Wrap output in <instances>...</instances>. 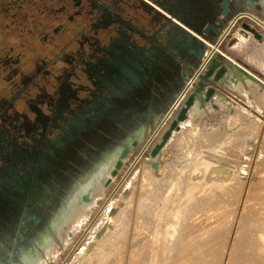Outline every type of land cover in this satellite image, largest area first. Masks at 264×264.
I'll list each match as a JSON object with an SVG mask.
<instances>
[{"label": "flooded vegetation", "instance_id": "af4514ba", "mask_svg": "<svg viewBox=\"0 0 264 264\" xmlns=\"http://www.w3.org/2000/svg\"><path fill=\"white\" fill-rule=\"evenodd\" d=\"M247 1L0 0V264L19 260L104 152L137 122L145 130L179 90L190 62L158 37V78L133 75L138 2L158 11L159 28L166 18L199 31ZM104 28L113 29L109 64L90 70L95 87L83 93V64L97 55L87 49L101 50ZM168 35L175 41L182 32ZM133 81L140 91H131Z\"/></svg>", "mask_w": 264, "mask_h": 264}, {"label": "rangeland", "instance_id": "374dc122", "mask_svg": "<svg viewBox=\"0 0 264 264\" xmlns=\"http://www.w3.org/2000/svg\"><path fill=\"white\" fill-rule=\"evenodd\" d=\"M260 3L264 6V0ZM252 24L263 40L251 37L249 32L226 50L229 55L243 58L264 81V25L253 21ZM246 79L247 104L228 109L226 118L214 116L208 125L210 134L203 159H167L158 168L147 152L125 178L129 156L122 173L114 176L109 186L102 184L105 190H100L101 198L91 199L88 210L71 224V231L54 228L66 202L58 209L53 218L55 236L45 234L38 246L23 256V264H155L158 258H170L176 253L180 257L175 264H233L241 255V246L248 243L252 229L249 217L260 206L256 198L264 189V85ZM144 138L145 135L140 140ZM198 148L199 145L194 146L189 152L183 145L181 152L193 156L199 154ZM112 157V164L108 163V171L103 174L105 179L113 176L111 171L118 154ZM79 182L68 197L76 193ZM200 210L208 215V224H215L205 249L189 246L176 251L172 248L176 242L173 235L182 234L179 231L186 226V215L192 217ZM48 237L51 239L46 240ZM26 256L32 258L26 260Z\"/></svg>", "mask_w": 264, "mask_h": 264}, {"label": "water", "instance_id": "95a60500", "mask_svg": "<svg viewBox=\"0 0 264 264\" xmlns=\"http://www.w3.org/2000/svg\"><path fill=\"white\" fill-rule=\"evenodd\" d=\"M247 5L246 8L242 9L247 16L253 17L248 10L256 12V9H258L257 14L264 21V6L260 3V0H248ZM134 11L132 35L138 47V49L132 53L135 60V70L133 74L135 79L138 80L141 76H144L146 80L152 84L158 78L160 71L158 68L160 67H158L157 64L162 66L165 57L164 54L161 55V53L156 52L154 43L155 37L161 40L164 47L175 52H183L190 64L187 66L179 90L161 110L159 116L155 117L150 114L151 119L145 130L148 131L150 129L152 134L142 145L139 153L127 170V174L147 152L151 157H156L171 137L173 131L179 130L181 128L180 123L188 118L189 109L194 104L199 108H204L208 102L213 100V96L217 92V89L224 83H229L230 80L235 79L236 76L243 80L247 76L260 85H264L262 78L248 70L239 62L234 61L226 54L227 47L231 48L237 44L238 41L237 34L228 40L223 38L224 30L230 25V21L234 17L237 18L240 14L238 13V8L234 11L226 10L220 12L213 21L202 27L199 31L190 30L186 25H181L180 23L173 22L166 18V24L164 26L160 25L159 28V22L156 20L158 11L154 7L143 4L142 2H138ZM171 28L181 31L182 36H177L175 41H170L168 34ZM244 30L250 32L251 37L253 36L259 41L263 40V35L255 26H252L248 20H243L241 22V29H239L238 33H242ZM112 32V28H104L102 30L101 50L96 49L94 45L89 46L87 49L89 55L95 53L97 55L95 58H91L89 63L83 64V66L85 65V67H83V93H89L95 87V83L90 78L91 69H95L100 65L101 72L107 70L109 64L108 58L110 57L113 45V41L111 40ZM177 47H179V50H176ZM141 49H144V52H142L143 54H141ZM120 86L123 89L125 88L124 84H120ZM130 87L132 92L141 90V86L137 81H133ZM158 101L159 98L149 101L148 110L152 112L153 107L158 105ZM177 102L181 105L179 109L175 111ZM171 115L173 116L171 117ZM167 121V126L160 133L161 127ZM140 124V122H137L131 131L125 132L114 144L113 148L117 145H121L122 149L119 159L111 172L113 176L119 175L124 167L123 159L130 155L132 148L135 150L140 144L139 138L135 136L136 131L140 128ZM159 133L160 137L157 138ZM131 136H133V139L131 143H128L126 140ZM152 143L153 145H151ZM109 183L110 181H107V184ZM97 216L90 223L88 229ZM70 254L66 259L69 258ZM18 259L20 260V258Z\"/></svg>", "mask_w": 264, "mask_h": 264}, {"label": "bare ground", "instance_id": "6f19581e", "mask_svg": "<svg viewBox=\"0 0 264 264\" xmlns=\"http://www.w3.org/2000/svg\"><path fill=\"white\" fill-rule=\"evenodd\" d=\"M255 18H256V20H257L258 23L264 25V22L262 20H260V18H258L257 16H255ZM248 34H249V32H247L246 30H244L242 32V34H240L242 36H238L237 35L238 36V40L239 41L242 40V38L243 37H247ZM246 78H249V77L246 76ZM249 79H251V78H249ZM143 135H145V130L139 129L138 131H136L135 136L139 138V141L140 142H141L140 139L143 137ZM132 139H133V136L128 137L126 141L128 143H131ZM121 149H122V146L121 145H117L114 148L109 149L105 153V155L103 156V158L100 161H98L92 168H90L85 173V175L83 177V180L87 176H88V178H86V180H84L85 182L84 181H80L79 182V185H78V190L76 191V193L70 195V197H68L65 200L66 204L63 206L62 211H61L60 215L58 216V218L56 220L57 223H55V227H54L55 229L60 226L62 228L64 227V228L68 229L69 231H71V229H72L71 228L72 227L71 224H73L74 222L78 221L80 219V217L84 214V212L88 210V207L90 206L89 202L91 201V199L92 198L96 199V197H99L100 196L99 195L100 194V190H103L104 189V188H102L103 187L102 184L104 183L106 185L107 181H112L113 178H114V176H110L107 179H105V177H103V174H105V172L108 171L106 169L108 167V163L110 164V161L109 160L113 159L112 156H114L115 154H118V158H117V160H118L119 159V156H120ZM133 149L134 148L131 149V153L130 154L133 153L132 152ZM129 156H127L126 158L123 159V161H124V167H125V159H127ZM117 160H116V162H117ZM111 164H112V162H111ZM114 167H115V165H114ZM123 168H122V170H123ZM91 173H93V174L91 175ZM126 174H125V178L127 176ZM100 198H101V196H100ZM107 200L109 201L110 200V197H108ZM107 200H106V202H107ZM256 200L258 201V203L260 204V206L256 209L255 212H252L251 215H250V217H249V221H250V223L252 225V229H251V232H250V236L247 239L248 240V243L246 245L241 246V255H240V257L238 259H234V263L233 264H264V189L262 190V192L260 193V195H258V197L256 198ZM92 201H95V200H92ZM94 203H96V202H94ZM196 212H194V213H196ZM199 212H201V213L200 214H198V213H196V214L191 213V214H194V216H192V217L188 214L191 217V220H190L191 223H190V221H187V220H189L190 217L189 216L187 217V215H186V218H187L186 221H185L186 226L182 227V229L179 231V233H182L183 236H182V234H180L179 236L177 234L176 235H173V238L176 240V242L173 243L172 248L175 249L176 251H179L178 248L183 249V248H188L189 246H195V247L201 248L203 250L205 249V246H206V243L205 242L210 237L209 232L210 233L211 232L214 233V231H212V229H215L214 228L215 227L214 226L215 224H208L210 222L208 220V218H207L208 215H206L205 213H203L201 210ZM99 214H100V212H99ZM99 214H97V215H99ZM55 215L51 218L50 225L48 226V228L46 230H44L43 232L40 233V235L36 238V240H34V242L32 243L31 246H29L28 248L24 249L21 252V254H20V260L13 261L11 264H23V262H24L23 261V256L26 253H28L31 249H33L35 246H38V242L41 239H43V236L45 234H51V235L55 236V232H54V229H53V226H54L53 218L55 217ZM94 218H93V220H94ZM184 220H185V218H184ZM184 220H183V222H184ZM89 225L85 229V231L83 233V236L88 231L87 229H88ZM119 226L117 228H119ZM103 228H105V227H103ZM133 232H135V231H133ZM135 235H136V232L134 234V237H135ZM83 236L81 238H83ZM70 237H71V235H70ZM136 237H137V235H136ZM50 239L48 237V239H46V240H50ZM118 239H120V238H118ZM80 240L77 242V244H79ZM113 241H115V240H113ZM113 243H115V242H113ZM136 244L137 243H135V245ZM158 245H159V243H158ZM154 247L156 249H159V247L157 248L155 246V244H154ZM155 248H154V250H155ZM102 249L103 248H101V250ZM134 251H135V249H134ZM156 251H158V250H156ZM153 252L155 253V251H153ZM143 253H144V251H143ZM110 255H112V254H110ZM115 255L117 256V254H115ZM141 255H143V254H141ZM31 256H33V254ZM26 257H28V258H26V260H29L30 258H32L30 256H26ZM179 257H180V255L178 253H176V254H174L170 258H165V259L158 258L157 260H159V261L157 263H155V264H175L174 261H179ZM144 258H145V256L143 257V259ZM135 261H131V262H135ZM138 261L139 260L137 259V262ZM143 261H145V260H143ZM140 262H139V264H140ZM143 263H145V262H143ZM136 264H138V263H136Z\"/></svg>", "mask_w": 264, "mask_h": 264}, {"label": "crops", "instance_id": "0c3cea01", "mask_svg": "<svg viewBox=\"0 0 264 264\" xmlns=\"http://www.w3.org/2000/svg\"><path fill=\"white\" fill-rule=\"evenodd\" d=\"M248 12L252 13L251 10H248ZM226 54L251 72L255 74L257 73L255 69L251 68L249 64L244 61L243 58L237 55L234 56L233 54ZM248 89L249 81L246 77L243 80L242 78L236 76L235 79H231L229 83L221 85L213 96V100L208 102L204 108H199L196 104H194L189 109L188 118L180 123L181 128L179 130L173 131L171 137L156 157H151L149 153L148 156L156 161L158 168H160L161 164H163L167 159L179 162H187L193 159H203L205 155L204 151L207 149L206 144L208 142V134H210L208 126L209 123L213 121L216 114H219L220 116L224 115V118H226L225 114L228 112V109H231L232 107L241 108L243 105L247 104L248 96L246 95V92H248ZM151 134L152 131L150 129L146 131L145 138L130 155L128 167L131 166L142 145L149 139ZM183 145L185 151L187 150L189 152L194 146L196 147L199 145V154L192 156L181 152ZM139 162L140 161H138L133 168H135Z\"/></svg>", "mask_w": 264, "mask_h": 264}, {"label": "built area", "instance_id": "2783aa9c", "mask_svg": "<svg viewBox=\"0 0 264 264\" xmlns=\"http://www.w3.org/2000/svg\"><path fill=\"white\" fill-rule=\"evenodd\" d=\"M251 14L253 15V17H249V16H247L246 13L241 12V13L237 16V18L234 17V18L230 21V25L224 30V37H223V38H224L225 40H228V39H230L232 36H234V35H236V34L238 35V31H239V29H241V22H242L243 20H248V21H250V23H251L252 26H253L252 21L257 23V20H256V18H255L256 15H254L253 13H251ZM257 17H258V16H257ZM258 18H259V17H258ZM180 105H181V104H180L179 102L176 103V105H175V106H176L175 111L179 109ZM172 116H173V115H171V117H172ZM168 121H169V120H168ZM168 121L165 122V123L163 124V126L161 127V130L167 126ZM161 130H160V132H161Z\"/></svg>", "mask_w": 264, "mask_h": 264}]
</instances>
